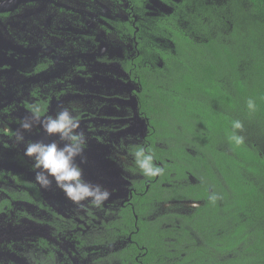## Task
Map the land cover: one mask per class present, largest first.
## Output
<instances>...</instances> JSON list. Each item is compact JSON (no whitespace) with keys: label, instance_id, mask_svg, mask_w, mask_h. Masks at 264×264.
I'll use <instances>...</instances> for the list:
<instances>
[{"label":"flooded vegetation","instance_id":"1","mask_svg":"<svg viewBox=\"0 0 264 264\" xmlns=\"http://www.w3.org/2000/svg\"><path fill=\"white\" fill-rule=\"evenodd\" d=\"M182 1L0 0V264H168L195 244L190 232L200 243L195 225L232 188L167 106L184 69L180 39L204 33ZM34 104L42 118L63 106L79 119L87 145L75 163L111 193L102 206L36 183L26 144L69 141L36 124L16 143ZM140 147L162 175L143 174Z\"/></svg>","mask_w":264,"mask_h":264},{"label":"trees","instance_id":"2","mask_svg":"<svg viewBox=\"0 0 264 264\" xmlns=\"http://www.w3.org/2000/svg\"><path fill=\"white\" fill-rule=\"evenodd\" d=\"M178 10L185 19L199 11L204 33L180 39L184 69L169 83L167 106L232 189H223L221 208L212 206L216 216L195 225L200 243L190 232L195 244L168 264H264V0H183ZM235 119L244 124L240 146L227 138Z\"/></svg>","mask_w":264,"mask_h":264},{"label":"clouds","instance_id":"3","mask_svg":"<svg viewBox=\"0 0 264 264\" xmlns=\"http://www.w3.org/2000/svg\"><path fill=\"white\" fill-rule=\"evenodd\" d=\"M247 108L250 112L257 109L256 101L252 98L247 100ZM30 116L21 120L19 128L15 132V141L17 144L23 143L24 131H31L33 126L38 124L49 136H58L61 141L67 140L61 147L56 141L44 143L43 141L28 142L25 147L24 155L33 159L35 172V181L42 188L51 186L53 180L56 186L61 189L66 198L76 205H81L88 197H93L90 201L94 206L100 207L104 201L108 200L111 193L104 189L101 191V185L94 188L85 183L82 179L83 170L75 163V157L85 150L87 140L85 134L76 131L80 127L79 119L73 114L69 107L61 106L55 115H46L42 118V107L34 104L30 107ZM231 132L228 134L230 143L237 146L243 145L245 137L239 133L243 131L244 124L241 120L231 121ZM147 153V154H145ZM136 165L147 177L162 175L164 169L154 165L153 155L143 147L138 148L134 153ZM139 157H143L142 160ZM83 163L84 160L82 159ZM211 202H215L218 197L215 193L210 194Z\"/></svg>","mask_w":264,"mask_h":264}]
</instances>
